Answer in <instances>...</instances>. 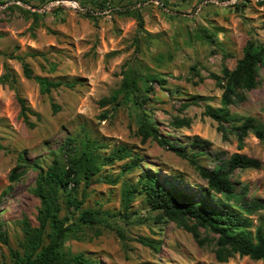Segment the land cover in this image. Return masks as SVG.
Here are the masks:
<instances>
[{
    "label": "rangeland",
    "instance_id": "obj_1",
    "mask_svg": "<svg viewBox=\"0 0 264 264\" xmlns=\"http://www.w3.org/2000/svg\"><path fill=\"white\" fill-rule=\"evenodd\" d=\"M103 1L101 9L98 4ZM250 40L264 43V0H0V234L8 241L4 244L0 237V264H13L11 251L22 252V221L36 226L40 205L31 190L41 170L54 161L59 166L66 163L69 140L78 148L79 141L89 136L106 148L101 151L104 155L125 145L143 156L145 169L168 178L180 175L177 184L190 190L206 186L186 160L152 140L141 143L139 111L132 104L101 107L100 101L120 87L128 68L141 78L153 75L165 80V85L153 84V91L144 93L145 84L139 79L137 94L148 99L145 110L159 134L186 146L200 164L212 168L217 152L258 159L261 170L236 171L232 181L239 191L247 187L245 200L264 202V149L259 141L248 135L239 150L237 139L230 136L223 141L217 124L203 114L205 105L220 106L222 91L210 74L233 69ZM18 58L34 75L74 87L41 95L38 85L23 77ZM7 74L15 80L14 90L2 82ZM258 81V87L246 93V101L231 111L264 124V67ZM16 92L33 113L32 126L19 116ZM193 97L200 99L198 104L188 103ZM175 119H189L190 125L176 128ZM195 137L211 143L208 155L202 157L189 148ZM122 164L102 168L87 189L82 181L75 187L78 200L83 190L87 193L81 209L120 211L121 183H135L139 176V171L120 175ZM18 166L22 175L10 182ZM107 178L118 183L111 185ZM70 212L62 202L59 216L70 217ZM130 212L137 215L128 221L97 216L96 226L70 235L62 250L64 260L83 253L94 264H220L213 235L202 234L208 240L198 246L175 224L157 223L142 197L136 198ZM263 214L250 217L254 226L260 225ZM149 243H155L157 250ZM225 264L261 263L234 255Z\"/></svg>",
    "mask_w": 264,
    "mask_h": 264
},
{
    "label": "trees",
    "instance_id": "obj_2",
    "mask_svg": "<svg viewBox=\"0 0 264 264\" xmlns=\"http://www.w3.org/2000/svg\"><path fill=\"white\" fill-rule=\"evenodd\" d=\"M45 2L47 0H41ZM106 2H100L99 8H105ZM239 10V5H234ZM90 16V15H89ZM205 36V35H204ZM202 36V37H204ZM206 37V36H205ZM38 55L33 54L32 57ZM22 64V74L26 80L35 82L41 95L49 94L52 90L61 87L73 88L74 83H68L60 79H51L34 75L33 71L22 58H18ZM264 67V43L248 41L243 48L242 57L233 69L224 67L220 75L210 74L216 87L222 91L220 106L213 108L204 106V116L217 124V131L222 140L227 141L230 136L237 139L238 149L241 150L243 140L252 135L259 141L264 149V124L251 116H238L233 114L231 108L246 101V93L256 89L259 85V69ZM145 84L144 93L153 91V84L165 85V80L148 75L143 78L132 68H128L123 74L120 87L108 98L100 101L101 107L113 105L132 104L139 111V124L137 128L141 143L152 140L160 148L170 151L179 158L186 160L205 181L206 186L196 190L178 185L182 176L168 178L156 171L147 170L143 166V156L125 145L116 147L104 155L101 151L106 149L89 136L84 137L75 144L69 140L65 148L66 163L60 165L54 161L46 171H40L32 194L39 199V209L36 217L37 225L32 226L27 219L22 221L23 241L21 250L11 251L13 264H94L83 253H78L70 260H64L62 250L66 239L74 235L82 227H93L99 223L97 216L119 217L128 221L136 212H130L137 197H142L145 209L155 214V221L159 224L172 223L184 232L190 234L198 246L203 247L207 242V236L213 235L211 240L215 246V259L220 264L227 263L234 255L248 257L249 259L264 264V214L261 223L254 226L251 216L256 213H264V202L245 200L247 187L239 191L232 181L236 171L261 170L262 163L255 158L243 154L234 153L227 156L225 152H217L213 156L214 165L208 168L198 162L194 154H190L186 146L169 141L167 137L159 134L154 122L149 120L146 113L147 98H142L138 80ZM2 82L9 83L10 88L15 89V80L8 75ZM16 102L20 108V118L25 124L32 126L29 114H33L27 106V102L17 92ZM200 99L193 97L189 104H198ZM189 104L184 105L187 108ZM173 125L176 128H187L189 119H175ZM73 142V143H72ZM211 143L198 137L190 141L189 148L200 156L208 155L207 150ZM116 162H122L120 175H130L139 171L135 183L123 181L120 191V211L116 214L100 212L99 210L81 209L87 193L82 192V198L75 196V187L81 181L87 189L93 179L97 177L102 168L112 166ZM37 167V166H36ZM18 166L10 174V182H16L22 173ZM107 183L116 185L118 180L107 178ZM71 216L61 218L60 201ZM76 213H78L77 216ZM2 242L7 244L5 235H1ZM157 250L155 243H149Z\"/></svg>",
    "mask_w": 264,
    "mask_h": 264
}]
</instances>
